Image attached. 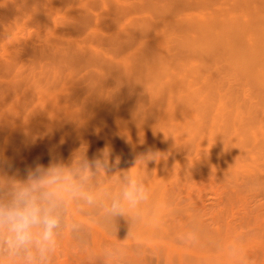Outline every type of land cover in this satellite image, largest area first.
I'll list each match as a JSON object with an SVG mask.
<instances>
[{"label": "rangeland", "instance_id": "obj_1", "mask_svg": "<svg viewBox=\"0 0 264 264\" xmlns=\"http://www.w3.org/2000/svg\"><path fill=\"white\" fill-rule=\"evenodd\" d=\"M0 92L9 174L108 144L121 164L95 186L115 194L139 167L149 194L135 225L70 202L79 229L50 264L102 246L127 264H264V0H0Z\"/></svg>", "mask_w": 264, "mask_h": 264}, {"label": "clouds", "instance_id": "obj_2", "mask_svg": "<svg viewBox=\"0 0 264 264\" xmlns=\"http://www.w3.org/2000/svg\"><path fill=\"white\" fill-rule=\"evenodd\" d=\"M155 159V153L141 154L137 162ZM121 160L108 144L89 155L82 141L66 158L52 155L47 164L33 162L22 175L9 174L13 166L0 149V264H50L62 227L79 229L76 222L68 224L70 202L102 209L108 222L126 216L135 225L149 199L139 167L119 174L115 194L95 186V178L117 169ZM87 250L93 264H127L126 254L114 246ZM145 256L143 250L137 253L141 260Z\"/></svg>", "mask_w": 264, "mask_h": 264}, {"label": "bare ground", "instance_id": "obj_3", "mask_svg": "<svg viewBox=\"0 0 264 264\" xmlns=\"http://www.w3.org/2000/svg\"><path fill=\"white\" fill-rule=\"evenodd\" d=\"M4 91H5V90H4ZM1 92H2V91H1ZM1 92H0V93H1ZM155 136H156V135H155ZM152 141H153V140H152ZM203 183H204V182H203ZM191 185H192V184H191ZM184 188H185V187H184Z\"/></svg>", "mask_w": 264, "mask_h": 264}]
</instances>
